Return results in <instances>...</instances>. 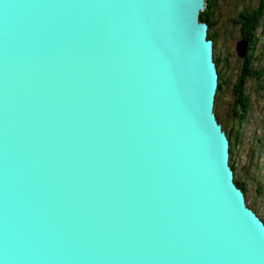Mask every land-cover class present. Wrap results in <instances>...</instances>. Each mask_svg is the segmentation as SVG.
I'll return each instance as SVG.
<instances>
[{
	"label": "water",
	"instance_id": "95a60500",
	"mask_svg": "<svg viewBox=\"0 0 264 264\" xmlns=\"http://www.w3.org/2000/svg\"><path fill=\"white\" fill-rule=\"evenodd\" d=\"M204 8L0 0V264H264Z\"/></svg>",
	"mask_w": 264,
	"mask_h": 264
},
{
	"label": "rangeland",
	"instance_id": "374dc122",
	"mask_svg": "<svg viewBox=\"0 0 264 264\" xmlns=\"http://www.w3.org/2000/svg\"><path fill=\"white\" fill-rule=\"evenodd\" d=\"M257 3L258 0H218L212 11L214 25L210 32L215 34L212 40L213 50L223 59L217 66V71L220 70L222 74L223 84L214 111L224 131L232 128L234 123L232 85L236 81L241 63V57L236 50L240 33L235 20L239 11L253 8ZM257 35L254 55L259 56L258 52L264 55V12ZM256 86V80L249 79L246 82V91L250 94L251 102L239 126L240 140L234 148V175L246 184L244 195L247 205L264 221V87L259 89ZM232 135L234 137L233 133ZM259 138H262L263 143H259ZM257 184L262 186L259 191Z\"/></svg>",
	"mask_w": 264,
	"mask_h": 264
},
{
	"label": "trees",
	"instance_id": "16d2710c",
	"mask_svg": "<svg viewBox=\"0 0 264 264\" xmlns=\"http://www.w3.org/2000/svg\"><path fill=\"white\" fill-rule=\"evenodd\" d=\"M217 1L218 0H205V8L200 11L199 15L200 20L208 24V38L212 40H214L215 38V34L213 32H210L214 25V22L212 20V11ZM263 12L264 0H258V3L255 7L244 8L243 10L239 11L235 20L239 27L240 40L246 41V51L242 57L240 56L241 63L239 72L236 81L232 85V91L234 92V102L232 107L234 123L232 125V128L225 131L229 139V163L234 172L236 171L234 148L240 140L239 126L244 120V116L248 111L251 102L250 94L246 91V82L249 79H253L257 81L256 87H258L259 89H262L264 87V55L262 52L257 53V55L259 54V56L254 55V51L258 41L257 30L263 16ZM213 58L216 66H218L223 60L218 55L216 50H213ZM222 84V74L220 70H218V86L215 94L214 108L217 105L219 93L222 89ZM232 133L234 134V137H232ZM258 141L259 143H263L262 138H259ZM234 181L239 188H241L244 192L246 191V184L243 180H240L238 177H236V175H234ZM257 185L259 187L257 188V190L259 191L262 186L261 184Z\"/></svg>",
	"mask_w": 264,
	"mask_h": 264
}]
</instances>
